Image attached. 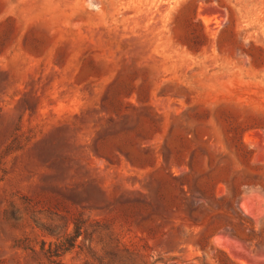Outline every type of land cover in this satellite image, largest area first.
<instances>
[{"label":"rangeland","instance_id":"1","mask_svg":"<svg viewBox=\"0 0 264 264\" xmlns=\"http://www.w3.org/2000/svg\"><path fill=\"white\" fill-rule=\"evenodd\" d=\"M0 264H264V0H0Z\"/></svg>","mask_w":264,"mask_h":264},{"label":"bare ground","instance_id":"2","mask_svg":"<svg viewBox=\"0 0 264 264\" xmlns=\"http://www.w3.org/2000/svg\"><path fill=\"white\" fill-rule=\"evenodd\" d=\"M246 202V201H245Z\"/></svg>","mask_w":264,"mask_h":264}]
</instances>
